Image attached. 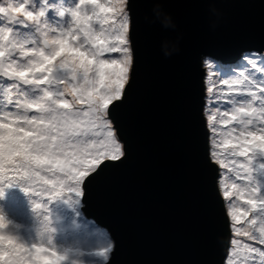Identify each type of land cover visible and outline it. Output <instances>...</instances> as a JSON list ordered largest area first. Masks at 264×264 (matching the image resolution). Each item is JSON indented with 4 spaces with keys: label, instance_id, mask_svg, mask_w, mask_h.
Masks as SVG:
<instances>
[{
    "label": "snow or ice",
    "instance_id": "6c2138e0",
    "mask_svg": "<svg viewBox=\"0 0 264 264\" xmlns=\"http://www.w3.org/2000/svg\"><path fill=\"white\" fill-rule=\"evenodd\" d=\"M126 8V0H72L68 8L53 0H0V181L20 183L32 196L48 194L47 200L81 198L85 181L90 185L126 158L115 115L127 98L133 64ZM215 70L228 77L220 81L227 91L219 89L211 102L230 107H217L209 126L215 134L217 124L232 125L228 135L240 128L225 156L243 182L232 188L248 198L243 208L229 207L235 236L254 242L233 238L228 264H264V182L257 179L264 163H255L264 159V135L249 130L264 131V51L246 53L239 71ZM216 147L214 136L211 156L220 162ZM5 227L0 215V230ZM17 240L0 231L5 264H24V254L33 256L32 264L64 262L56 252L46 260L44 248Z\"/></svg>",
    "mask_w": 264,
    "mask_h": 264
},
{
    "label": "water",
    "instance_id": "95a60500",
    "mask_svg": "<svg viewBox=\"0 0 264 264\" xmlns=\"http://www.w3.org/2000/svg\"><path fill=\"white\" fill-rule=\"evenodd\" d=\"M127 10L133 64L115 114L126 158L85 181L83 212L114 242L106 264H224L232 230L210 153L204 64L264 51V0H127ZM178 37L179 52L165 57Z\"/></svg>",
    "mask_w": 264,
    "mask_h": 264
},
{
    "label": "rangeland",
    "instance_id": "374dc122",
    "mask_svg": "<svg viewBox=\"0 0 264 264\" xmlns=\"http://www.w3.org/2000/svg\"><path fill=\"white\" fill-rule=\"evenodd\" d=\"M16 2L18 3L20 0H16ZM31 2L32 0H30V3ZM39 2L40 0H36L37 5ZM53 2L63 8L72 6V0H53ZM77 2H79V0H77ZM101 2H104V0H101ZM51 15L52 13L49 12V16ZM112 55L116 57L118 54ZM209 63L213 65L212 69L208 67ZM216 64H218V62L212 59H207L204 64L206 67L205 80L207 91L205 116L210 129V153L213 151V138L215 136L217 144L219 145V147L215 148V151L220 157V162H217V160L213 158L212 160L220 167L219 188L225 199L230 218L232 230L231 240L237 238L245 243H254L248 241L246 237L235 236L230 215L232 209L229 207L231 202H235L237 207L243 208L245 207L244 200L248 198L246 192L241 195L236 189L232 188L233 183L242 184L243 182L235 178L234 172L229 171L232 165L225 156L227 152L232 150V146L237 143L235 137L239 135L240 128L237 126L236 132L228 135V133L231 132L232 125H224L223 123L217 124V133L215 134L213 133L212 127L209 126V117L215 112L217 107H220L221 111L228 110L230 107L227 104L218 105L211 102L214 96L218 94L219 89L223 88L224 91H227V87L223 86L220 81L228 77L216 72ZM239 69L240 68H238V70ZM212 73L215 74L213 75ZM209 89H212V91L210 92ZM229 115H231V113H229ZM217 119H219V117ZM249 130L254 131L258 136L264 135V131L257 128L250 127ZM256 144L258 147L259 142H256ZM249 156L252 158L253 153L250 152ZM239 159L244 160L243 157ZM255 163L257 165L259 163H264V159L257 156L255 157ZM257 179L264 182V169H260L257 172ZM226 192L228 195H225ZM63 194L69 195L66 189ZM47 199L48 194L39 197L32 196L31 193L23 190V185L20 183L9 186L7 182L0 181V215H3L6 220L5 229L0 231L5 235L16 237L18 239L17 242L24 243L26 248H31L33 244L37 247L44 248L45 251L41 253V255L46 260L54 259L51 253L56 252L57 255L65 257L63 264H106L114 250V242L105 229L85 216L83 212V197L61 196L54 200ZM36 203H40L42 208L36 209ZM43 204L46 205V207H43ZM243 219L244 218H242V221ZM247 219H251V214H249ZM240 226L239 224L236 225V227ZM49 240L52 245L48 244ZM256 246L261 247L258 244H256ZM5 247H7L6 242ZM230 251L231 245L228 255ZM101 253H106V255H101ZM32 259L33 256L31 254H24V264H32ZM0 264H5V262L0 260ZM224 264H228V256Z\"/></svg>",
    "mask_w": 264,
    "mask_h": 264
},
{
    "label": "clouds",
    "instance_id": "9594fccd",
    "mask_svg": "<svg viewBox=\"0 0 264 264\" xmlns=\"http://www.w3.org/2000/svg\"><path fill=\"white\" fill-rule=\"evenodd\" d=\"M153 12L155 13L156 18L158 19L161 15V10L159 8V6H157L156 8L153 9ZM145 20L148 21L149 23H154L156 22V19L150 20L147 16L145 17ZM216 25H213V28H215ZM163 27L164 28H172L173 30L176 29V24L172 22L171 16L170 15H166L165 20L163 22ZM180 37L177 38L176 44L173 48L172 51H166L164 53L165 57H171L174 53H178L179 52V41H180Z\"/></svg>",
    "mask_w": 264,
    "mask_h": 264
},
{
    "label": "trees",
    "instance_id": "16d2710c",
    "mask_svg": "<svg viewBox=\"0 0 264 264\" xmlns=\"http://www.w3.org/2000/svg\"><path fill=\"white\" fill-rule=\"evenodd\" d=\"M243 57V56H242ZM242 60V59H241ZM220 62H218V64H216V66H218V65H221V64H219ZM240 65H241V61L240 62H238V63H236V64H234V65H228V64H222V66H228V67H231V68H233V69H236L237 71H239L238 70V68H240Z\"/></svg>",
    "mask_w": 264,
    "mask_h": 264
},
{
    "label": "bare ground",
    "instance_id": "6f19581e",
    "mask_svg": "<svg viewBox=\"0 0 264 264\" xmlns=\"http://www.w3.org/2000/svg\"><path fill=\"white\" fill-rule=\"evenodd\" d=\"M213 112V111H212Z\"/></svg>",
    "mask_w": 264,
    "mask_h": 264
}]
</instances>
